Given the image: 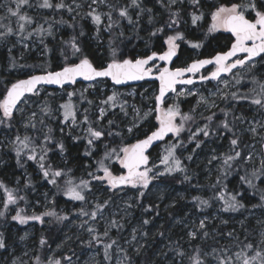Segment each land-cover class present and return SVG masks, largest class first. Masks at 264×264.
<instances>
[{"label":"snow or ice","instance_id":"obj_1","mask_svg":"<svg viewBox=\"0 0 264 264\" xmlns=\"http://www.w3.org/2000/svg\"><path fill=\"white\" fill-rule=\"evenodd\" d=\"M0 7V152L25 170L14 186L0 180V264H264V0H5ZM58 25L72 29L68 39L57 40ZM218 32L230 34L227 50L169 67L182 45L198 52ZM125 40L147 50L127 56ZM36 48L43 63L22 62ZM25 68L33 69L27 78H10ZM108 81L159 87L149 93L150 84L139 85L142 107L116 90L89 98ZM150 118L154 130L125 143ZM69 140L83 151L73 156ZM29 162L51 186L43 200H29L37 191ZM233 176L238 186L229 188ZM180 201L189 207L177 213ZM9 221L25 228L19 242L6 236ZM29 225L40 226L38 238Z\"/></svg>","mask_w":264,"mask_h":264},{"label":"trees","instance_id":"obj_2","mask_svg":"<svg viewBox=\"0 0 264 264\" xmlns=\"http://www.w3.org/2000/svg\"><path fill=\"white\" fill-rule=\"evenodd\" d=\"M220 2L224 3V4H230L232 2V0H220ZM65 19H67L65 16H64ZM81 23H83L85 25V28L87 31H91V26L88 22L86 21H81ZM211 23L210 21V17L208 19H206V21L204 22V28H202L201 32L198 33L197 35L199 36H203V33L204 31L206 30L207 26ZM144 27L146 28L147 27V24L145 23L144 24ZM66 29V31L62 32V38L63 39H68L69 38V35L72 33V29H69L67 27H64ZM130 34V33H129ZM142 35H146V33H142ZM190 35V38H191V33H189ZM86 39V38H85ZM230 34L229 33H224V32H218V33H215L214 36L212 37H209L208 40L205 41V47L200 49L198 52L201 54L200 58H206V57H210L212 55H214L216 52L218 51H225L227 50V48L230 46ZM56 42L54 41V44L55 45ZM133 45H136L135 47H133ZM85 47L90 51V52H93L94 49L92 48V45L90 44V42H87L86 41V44H85ZM153 49L156 50V51H160L161 50V42L160 41H156L154 44H153ZM121 48L124 49L125 53L127 56H136L137 54H143L147 49L145 48L144 46V42L143 41H127L125 40L124 44L121 45ZM196 50H193V49H189L187 48V46H183L182 45V49H181V56L179 58V60H175L174 62V67H180V66H183V64L185 63V61L187 62H191V59L193 57V54L195 53ZM3 54H5L4 51H0V56H2ZM51 61H52V65H53V68H57V66L60 64V57L58 55V53L52 57H50ZM44 59L42 60H37V59H34V58H28L26 59L25 61H22V62H26L27 64H33V65H41L43 63ZM162 66V65H161ZM22 70H25L24 72H15V73H12L10 74V78L12 79H15V78H26L27 77V73L29 72H32L33 69L31 68H25V69H22ZM35 71H37V73H40V68L37 67L35 69ZM5 75H9L8 73H5ZM151 85L153 86V88H157V84L156 83H144L142 85ZM82 86V84H77V86L75 87H80ZM108 87H113L111 85V83L108 81ZM114 90L116 91H119L121 93H124V91L127 89V88H116V87H113ZM132 88V87H131ZM134 89H136L137 91H140L142 87H140L139 85L138 86H135L133 87ZM69 90H72L71 87L68 88ZM48 92H58V91H62V90H48L46 89ZM44 94V92H42ZM109 94V93H107ZM2 98V97H0ZM89 98H91V95L89 96ZM194 103V98H190L189 101H186L182 107L185 111H187V109L191 106V104ZM151 122L150 124L148 122H146L147 126H143L142 125V131H138L137 133V138H143L144 135L146 133H150V131L154 130L155 126H156V121L154 118H150ZM127 139H129V137H127ZM126 139V140H127ZM66 143L68 144L69 146V150L71 152V154L73 156H75L77 154V151H83V145H79V146H74L72 145L71 141H66ZM158 147H156L153 151H151L152 153V157L154 155V152L156 151ZM113 169L116 171V173L120 172L121 169L119 167L118 164H113L112 165ZM192 167H194L192 165ZM195 168V167H194ZM24 169H18L15 165V158H14V155L12 154V158L10 159L9 163H7L6 165H1L0 166V180H4L6 183H8L10 186H14L15 184V179L17 177H19L21 180H23V173H24ZM27 171L29 173H32L33 174V180L34 182L36 183V189L37 191L39 190V184H43L39 179L38 177L35 175V166L31 164V162H29V165H28V168H27ZM197 171L199 172V170L197 169ZM15 174V175H14ZM80 174V173H78ZM81 175V174H80ZM83 175V173H82ZM199 179L202 183H206L207 181H204L202 180V176L200 174L199 176ZM231 180V183L229 184V188H232L234 186H238L237 185V177L233 176L230 178ZM44 187H49V189L51 188V186L49 185H46V184H43ZM174 187L176 189H182L184 190V186H181L179 184H176L174 185ZM54 191V189L52 190ZM191 191H195V190H191ZM34 193H30L29 194V200L33 202V199H34ZM57 199V202L59 204V208L61 209H64L65 211H68L70 210L71 208V205H66L65 204V200L62 196H57L56 197ZM188 206L185 204L184 201H181L178 205H177V209L175 211H177V213H180V210H181V206ZM23 206V205H21ZM167 213L165 212L164 213V216H166ZM9 224H12L14 226H17L18 229H20V227H23V226H19V225H16L14 222H11L9 221ZM37 226V230H36V237L38 238L39 235H40V232H39V228L40 226L39 225H36ZM4 228H6V225L3 226ZM2 230V229H0ZM6 236H10V234H8V228H7V231H6Z\"/></svg>","mask_w":264,"mask_h":264},{"label":"rangeland","instance_id":"obj_3","mask_svg":"<svg viewBox=\"0 0 264 264\" xmlns=\"http://www.w3.org/2000/svg\"><path fill=\"white\" fill-rule=\"evenodd\" d=\"M5 3V0H0V4H4ZM6 14V9L5 8H3V7H0V16H2V15H5ZM64 16L68 19V16H67V14H64ZM87 22V21H86ZM90 24V23H89ZM90 26H91V24H90ZM58 28H60V30L58 31V33H57V40H59V39H61L62 37V32L64 31H66V29L64 28V27H60L59 25L57 26ZM92 27V26H91ZM50 44L51 45H53L54 44V41H50ZM90 44L91 45H93L94 44V41L93 42H90ZM0 51H4L5 52V50L2 48V47H0ZM15 54L17 55V56H19L20 55V50L19 49H17V50H15ZM24 56H25V60L26 59H28V58H34V59H37V60H42V59H44L41 55H40V49L39 48H36L34 51H32V52H24ZM200 56H201V54L199 53V52H197V51H195V53L193 54V57H192V59H195V58H197V57H199L200 58ZM25 70H20L19 72H24ZM33 72V71H32ZM37 73V71H35V74ZM145 87H147L148 85H144ZM156 89H158V87L156 88ZM155 88H153V86H150L149 87V93H151V92H153L154 90H156ZM114 90V88L112 87H106L105 89H104V92L103 93H99V92H97V93H94V94H92L91 95V98L90 99H96L97 97H99V96H102V95H104L105 93L107 94V93H109V94H111V92ZM133 90H135V92L137 93V95H136V97H135V99H133V97L132 96H128L127 95V93H129V92H132ZM141 92H143V88H141V90L140 91H137L136 89H134L133 87L132 88H127L125 91H124V96H123V98L124 99H127L128 101H129V103H136L137 104V106L138 107H142V106H144V104H142V102H141V97L138 95L139 93H141ZM149 93H145V95H147V94H149ZM56 94H57V97H59L61 94H62V91H58V92H56ZM41 95L42 96H44L45 95V93L43 94V93H41ZM194 98V101H195V97H193ZM145 104H146V102H144ZM86 106V105H85ZM136 138H137V136L136 137H132V136H129V139H127L126 141H125V143H128V144H131V143H135V140H136ZM164 143V142H163ZM163 143L160 145V147H158L157 149H156V151L154 152V155H153V157L152 158H155L156 157V155H157V153H159L161 150H162V147H163ZM203 156H204V153H202L201 154V157H200V159L201 160H203ZM12 158V153H10V152H7L6 150L4 151V152H0V159H2L3 161H5V163H3L2 165H6L7 163H9V161H10V159ZM1 166V165H0ZM194 167H195V165H193ZM201 167H202V165H201ZM199 170V172H200V174H201V176H202V180H204V181H206V179H205V173L203 172V171H201L200 169H198ZM119 173V172H118ZM81 175H82V173H80ZM39 190L38 191H36V193H34V199H33V202L37 199V198H39V199H41V200H43V197H42V193L44 192V191H48L49 190V187H44V185L43 184H39ZM176 189V188H175ZM177 191H183L182 189H176ZM171 195H175V193L173 192V193H171ZM153 199H155V197H153ZM167 202V197H166V200H165V203ZM181 202V201H180ZM185 207H189V206H181V210H180V212H182L183 211V209L185 208ZM36 211H43V208L42 207H37L36 208ZM211 211V210H210ZM164 211H163V205H162V213H161V215H162V217H164ZM14 214V213H13ZM137 216L139 215L138 213L136 214ZM225 215H227V214H225ZM161 222H163L162 220H161ZM232 225H229V227H231ZM236 227L238 228L239 227V225H236ZM6 228H8V234H10V237H14L16 240H17V242H19L18 241V236L19 235H23V233H24V230H25V228L24 227H20V229H18L17 228V226H14V225H12V224H9V225H6ZM28 230L29 231H34L35 232V235H36V230H37V226H35V228H33L31 225H29L28 226ZM29 246H30V243H29ZM20 247H23V245H20ZM84 259H87V257L85 256L84 257Z\"/></svg>","mask_w":264,"mask_h":264},{"label":"water","instance_id":"obj_4","mask_svg":"<svg viewBox=\"0 0 264 264\" xmlns=\"http://www.w3.org/2000/svg\"><path fill=\"white\" fill-rule=\"evenodd\" d=\"M206 58H209V57H206ZM174 62H175V59L173 61V64L170 65L169 67H174ZM209 67H211V66H209ZM36 74H40V73H36ZM109 82L111 83V81H109ZM144 83H156L157 84V87H159V82L158 81H151V82H130L128 85H121V86H113L112 84L111 85L113 87H116V88H129V87H134V86L142 85ZM78 84H81V82H78ZM42 87L45 88V89H48V90H61V89L57 88V86H55V85H43ZM65 87L66 88H69L70 86H67L66 85ZM178 87H181V86H178ZM158 143L161 145L163 142H158ZM155 148H156V146L154 145L153 146V149H150V152L153 151Z\"/></svg>","mask_w":264,"mask_h":264}]
</instances>
